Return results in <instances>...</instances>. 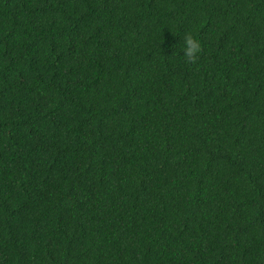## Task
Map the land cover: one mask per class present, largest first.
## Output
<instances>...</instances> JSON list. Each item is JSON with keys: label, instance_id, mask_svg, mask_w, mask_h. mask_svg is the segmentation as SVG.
I'll use <instances>...</instances> for the list:
<instances>
[{"label": "trees", "instance_id": "16d2710c", "mask_svg": "<svg viewBox=\"0 0 264 264\" xmlns=\"http://www.w3.org/2000/svg\"><path fill=\"white\" fill-rule=\"evenodd\" d=\"M0 264H264V0H0Z\"/></svg>", "mask_w": 264, "mask_h": 264}, {"label": "clouds", "instance_id": "9594fccd", "mask_svg": "<svg viewBox=\"0 0 264 264\" xmlns=\"http://www.w3.org/2000/svg\"><path fill=\"white\" fill-rule=\"evenodd\" d=\"M180 51L186 63L194 64L198 61L202 52L201 41L192 34L185 35Z\"/></svg>", "mask_w": 264, "mask_h": 264}]
</instances>
